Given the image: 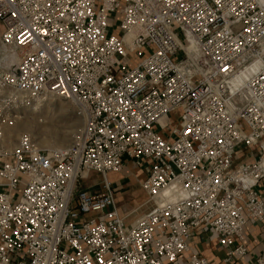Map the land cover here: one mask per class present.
<instances>
[{
	"label": "built area",
	"instance_id": "built-area-1",
	"mask_svg": "<svg viewBox=\"0 0 264 264\" xmlns=\"http://www.w3.org/2000/svg\"><path fill=\"white\" fill-rule=\"evenodd\" d=\"M0 22L17 53L0 117L62 98L83 124L66 149L0 136V264H210L190 251L207 229L226 261L248 253L245 226L264 222V0H0ZM128 161L153 204L131 224L109 178ZM93 171L101 193L78 186Z\"/></svg>",
	"mask_w": 264,
	"mask_h": 264
},
{
	"label": "crops",
	"instance_id": "crops-1",
	"mask_svg": "<svg viewBox=\"0 0 264 264\" xmlns=\"http://www.w3.org/2000/svg\"><path fill=\"white\" fill-rule=\"evenodd\" d=\"M93 176L96 177V180L90 181ZM146 176L147 172L136 167L135 164L131 161L125 163V167L121 173H109V178L116 188V202L118 204L120 212L124 216L127 215L126 220L128 224H131L137 218L133 214H130L131 211H134L136 209L137 211L140 210L142 212V215L150 211V209L153 207V204L151 202L148 203V207L144 208L142 206V204L144 203L143 197L144 194H146L142 183L145 180ZM84 181L90 182L84 183ZM102 181V175L99 172L93 171L90 172L86 178L81 179L78 186L80 188L88 189L93 193H101L103 191ZM258 189L264 195V180L260 182ZM126 200L140 201L139 204L144 209L139 208V206L126 213L122 208V203ZM245 235L248 253L245 256L238 258L234 262L226 261L229 248L227 246H222L219 243L218 236H216L209 229L205 231L198 230L193 235L190 242V251L193 254L207 258L210 264H257L256 258L260 255L264 256V222L249 220L247 225L245 226ZM186 258L187 254L182 256V259L185 260Z\"/></svg>",
	"mask_w": 264,
	"mask_h": 264
},
{
	"label": "rangeland",
	"instance_id": "rangeland-1",
	"mask_svg": "<svg viewBox=\"0 0 264 264\" xmlns=\"http://www.w3.org/2000/svg\"><path fill=\"white\" fill-rule=\"evenodd\" d=\"M1 33L2 26L0 22V66L5 64V61L2 60L6 53L1 44ZM9 58L16 61L17 55L14 59L12 55L9 54ZM41 104V110L39 108L36 112H26L24 116H16L17 118L13 117L12 120L0 117V136L6 148L11 150L17 145L19 139L26 135L31 137L38 148L46 151L66 149L76 142L83 124L82 120L76 114L73 103L62 98H57L47 99L45 102H41ZM57 138L60 139L61 143ZM94 180H96V177L93 176L90 181ZM90 181H84V183H89ZM143 198L144 203L142 206L144 208L148 207L150 201L147 194H144ZM139 203L140 201L137 200H126L123 201L122 208L128 213L134 208L139 207ZM142 206L139 208H142ZM141 213L142 212L140 210L137 211V209L130 212V214H133L137 218Z\"/></svg>",
	"mask_w": 264,
	"mask_h": 264
},
{
	"label": "water",
	"instance_id": "water-1",
	"mask_svg": "<svg viewBox=\"0 0 264 264\" xmlns=\"http://www.w3.org/2000/svg\"><path fill=\"white\" fill-rule=\"evenodd\" d=\"M2 25V24H1ZM3 26H2V33H1V44L3 46L5 53V57L3 58L2 61H5V64L0 66V68L2 69H9V70H13L16 68L17 66V60H12L9 58V54H14L17 55L15 48H13L12 46H10L9 44H7L4 39H3ZM1 63V61H0ZM3 63V62H2Z\"/></svg>",
	"mask_w": 264,
	"mask_h": 264
},
{
	"label": "bare ground",
	"instance_id": "bare-ground-1",
	"mask_svg": "<svg viewBox=\"0 0 264 264\" xmlns=\"http://www.w3.org/2000/svg\"><path fill=\"white\" fill-rule=\"evenodd\" d=\"M2 26V25H1ZM193 46H194V44H193ZM189 47H187L186 49H188ZM5 52V51H4ZM10 55H12V58H16V55H14V54H10ZM51 99H53V98H51ZM40 108V110H41V108H42V104L40 103V104H38V106L36 107V109L35 110H37V109H39ZM17 118V117H16ZM56 138V137H55ZM57 139H59V138H57ZM59 142H60V139H59ZM61 143V142H60ZM175 193V189H173V188H166L165 190H164V192L162 193V197H163V200L164 199H166L168 196H170V195H173ZM162 200V201H163ZM161 201V202H162Z\"/></svg>",
	"mask_w": 264,
	"mask_h": 264
},
{
	"label": "snow or ice",
	"instance_id": "snow-or-ice-1",
	"mask_svg": "<svg viewBox=\"0 0 264 264\" xmlns=\"http://www.w3.org/2000/svg\"><path fill=\"white\" fill-rule=\"evenodd\" d=\"M225 71L227 70V69H224Z\"/></svg>",
	"mask_w": 264,
	"mask_h": 264
}]
</instances>
